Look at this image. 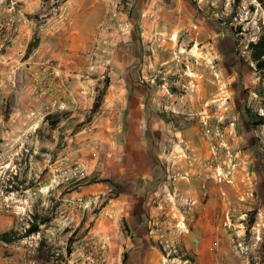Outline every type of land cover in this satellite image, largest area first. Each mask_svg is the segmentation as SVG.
Returning a JSON list of instances; mask_svg holds the SVG:
<instances>
[{
  "label": "rangeland",
  "instance_id": "obj_1",
  "mask_svg": "<svg viewBox=\"0 0 264 264\" xmlns=\"http://www.w3.org/2000/svg\"><path fill=\"white\" fill-rule=\"evenodd\" d=\"M65 1L0 0V37L18 11L33 20L38 37L42 26L50 31L44 14ZM192 1L203 19L202 40H182L174 31L175 40L149 42L141 52L131 40H91L84 64H74L90 76L95 65L105 70L103 87L109 69L138 66L144 54L155 60L140 71L142 85L168 89L158 97L160 115L174 133L164 140L168 149L148 189H133L127 181L143 174L117 173L110 166L120 157L106 139L118 130L117 139L123 134L120 118L110 119L108 130L97 115L81 126L64 118L62 129L52 131L46 122L54 113L49 77L42 65L23 62L26 50H17L20 61L12 65L6 59L9 41H0V233L24 232L36 210L55 213L44 229L54 252L49 261L37 258L41 236L34 234L0 242V264H134L149 246L142 234L161 227L166 236L158 244L166 254L158 247L160 259L151 264H264V71L249 48L264 33V0ZM131 4L119 3L126 12ZM88 118L89 113L83 120ZM105 178L116 186L99 182ZM120 190L151 198L152 206L163 204L159 224L141 225L138 217L153 222L154 216L145 207L140 214L138 205L120 203ZM181 253L195 261L182 260Z\"/></svg>",
  "mask_w": 264,
  "mask_h": 264
},
{
  "label": "crops",
  "instance_id": "obj_2",
  "mask_svg": "<svg viewBox=\"0 0 264 264\" xmlns=\"http://www.w3.org/2000/svg\"><path fill=\"white\" fill-rule=\"evenodd\" d=\"M120 1L66 0L58 8L44 14L50 16L47 26L50 31L42 26L41 32L38 31V46L29 54H27L28 44L37 28L33 20L23 19L20 11L13 16L17 22L8 21L6 33L0 37V41H9L6 46V59L10 60L12 65L20 61L17 50H26L28 57L23 62L32 61L31 63L35 64L34 68H37L38 64L42 65L44 78L49 77L47 82L50 84L54 113H66L65 121L76 124L84 122L83 117L87 113L90 114L96 98L95 94L98 88L102 87L101 79L106 76L105 70H101L96 65L92 67L94 68L92 76L87 72L88 70L74 69L75 61L84 64L83 56L91 40H131L134 42L132 45L140 52L149 42L156 44L159 41L175 40L171 38L174 31L182 34V40H202L203 19L200 8L192 0H132L130 12L122 10ZM8 10L11 11L12 8ZM128 49L131 48L126 50ZM144 56V63L138 66L121 63L120 67L109 69L107 72L110 78L109 86L102 105L95 114L107 130L110 128L107 126L110 124V119L120 118V130H125L120 138L117 139L119 130L115 137L112 135L116 133L110 134L108 138L107 134L104 136L110 147L118 150L117 158L120 157L117 159L118 162L114 161L110 166H114L117 173H126L130 176L143 174V177L137 175L132 179L128 177L127 180L132 183L133 189L138 190L154 186L150 174L160 170L159 159L168 149V144L167 142L164 144V140L171 139L174 133L168 125H165V118L160 115L162 100L158 97L165 94L168 89L164 84L152 88L142 85L144 76L141 77L140 71L144 73L145 68L152 67L155 62L145 54ZM124 58L128 59L127 53ZM151 81L153 82V79ZM61 105L65 110L60 109ZM181 132H175V135ZM118 141L121 142L120 145ZM110 171L114 170L110 169ZM147 174L150 178H146ZM127 181L123 182V185H126ZM101 183L109 187L108 183ZM125 195L132 196V199H125L123 197ZM120 197H122L120 203L123 205L130 207L138 205L140 214L145 207L148 213L154 216L153 222L150 220L148 222V218L143 219V215L138 217L139 221H144L141 225L146 222L149 226L159 224V209L163 204L152 206L151 198L133 197V193L125 190L121 192ZM164 209L167 211V206ZM161 231L163 232L162 227L142 234L148 240L149 246L146 252L137 253L141 257L132 263L151 264L153 260L160 259L161 250L158 249V241L162 242L159 239L166 236V233H160ZM134 233L140 238L139 243L144 244L141 234L137 231Z\"/></svg>",
  "mask_w": 264,
  "mask_h": 264
},
{
  "label": "trees",
  "instance_id": "obj_3",
  "mask_svg": "<svg viewBox=\"0 0 264 264\" xmlns=\"http://www.w3.org/2000/svg\"><path fill=\"white\" fill-rule=\"evenodd\" d=\"M38 43H39V38L37 36V33H35L33 39L28 44L27 54L31 53L38 46ZM249 48L251 51L252 60L255 63L256 67L258 68L259 71H264V33L258 37L256 42L250 43ZM108 86H109V79L105 81V84L103 85L102 88H98L94 104L89 114V118L88 120L82 122L81 124L79 123L80 126L85 125L86 123H89L92 120V117L96 113H98L102 105V102H103ZM65 115L66 113L48 114L46 116V122L49 124V128L52 131L56 129H62V126L60 125H61L62 120L66 118ZM248 115L256 121L255 125L259 123L261 124V122H258L259 118L256 116V114H251L248 111ZM37 132H40V130L37 129ZM47 137L50 138L51 134H48ZM89 178L90 176H86L81 180V182H86ZM99 182H105L110 185L116 186V183L113 180L108 179V178L101 179L99 180ZM90 183H95V182H90ZM34 188H36L35 185H32V186L27 187L26 189H34ZM120 192H122V190H120L119 193ZM115 197H117V194ZM54 215H55L54 211L50 213H47V212L40 213L36 210L32 212V214L30 215L31 218L28 220L29 224L27 227L24 228V232L17 231L14 228L7 230L5 232H2L0 233V242L6 243V244H12L24 238H28L34 234H40L41 239L37 247L36 256L41 261H49L54 256V252L52 251L53 246L51 244H48L47 238L44 235V229L53 221L55 217ZM159 248L162 253L166 254L162 245H159ZM67 253H69V249H67ZM179 255H180V258L184 261L186 260L195 261L188 253H181Z\"/></svg>",
  "mask_w": 264,
  "mask_h": 264
},
{
  "label": "built area",
  "instance_id": "obj_4",
  "mask_svg": "<svg viewBox=\"0 0 264 264\" xmlns=\"http://www.w3.org/2000/svg\"><path fill=\"white\" fill-rule=\"evenodd\" d=\"M64 108H65L64 106H62V105L60 106V109H64Z\"/></svg>",
  "mask_w": 264,
  "mask_h": 264
}]
</instances>
